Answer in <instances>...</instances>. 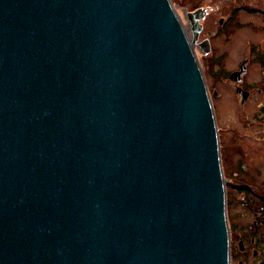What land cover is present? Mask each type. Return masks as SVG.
<instances>
[{"label":"water","instance_id":"obj_1","mask_svg":"<svg viewBox=\"0 0 264 264\" xmlns=\"http://www.w3.org/2000/svg\"><path fill=\"white\" fill-rule=\"evenodd\" d=\"M205 12L0 0V264H231Z\"/></svg>","mask_w":264,"mask_h":264},{"label":"flooded vegetation","instance_id":"obj_2","mask_svg":"<svg viewBox=\"0 0 264 264\" xmlns=\"http://www.w3.org/2000/svg\"><path fill=\"white\" fill-rule=\"evenodd\" d=\"M236 15L237 12H234L227 21L220 20L217 32L213 35L221 40V35L228 31L227 27L232 24ZM262 18L264 19V13ZM205 41L209 43L207 52L200 46ZM197 45L203 54L212 50L209 39ZM224 53L219 56L220 69ZM252 53L253 58L246 57L239 62L236 69L228 73L220 71L218 77L221 78L219 98L221 94L227 95V88L239 100L241 107L251 103L253 98L259 99L250 119L243 116L239 125L219 128L221 162L226 186L232 193L230 194L236 197L234 199L246 202L239 205V208L242 207L241 211H238L237 205L233 209L237 210L233 212L237 213L233 214V264H264V46H253ZM251 66H256V70ZM243 71L241 76L232 78L233 74ZM250 71L252 75L258 71V76L253 75L249 80ZM216 122L218 124L217 117Z\"/></svg>","mask_w":264,"mask_h":264},{"label":"rangeland","instance_id":"obj_3","mask_svg":"<svg viewBox=\"0 0 264 264\" xmlns=\"http://www.w3.org/2000/svg\"><path fill=\"white\" fill-rule=\"evenodd\" d=\"M173 6L185 26L187 35L192 38L191 26L187 21V13L203 9L206 11L205 18L201 21L203 31L199 37L198 44L205 40H211L210 52L203 54L201 49L196 44L194 46L199 64L206 80L207 88L211 96L212 105L214 108L215 117H217L218 132L220 127L239 125L241 117H250L255 106L259 103L258 98H253L251 103L241 107L240 102L232 95L231 90L225 88L227 95H222L219 98L218 93L221 92V74L220 71L230 72L238 67L240 61L246 57L253 58L252 48L259 44L264 46V0H171ZM237 15L227 27V32L221 35V40L214 36L219 27L220 20L227 21L233 13ZM220 40V41H219ZM225 52V53H224ZM224 53L221 61L220 69V54ZM256 70V66H251ZM250 68V69H251ZM258 76V71L253 72V75ZM249 74V80L254 76ZM244 110V111H243ZM249 118V119H250ZM226 186L227 196V214L229 228L231 232V249H232V234H233V210L235 205L238 211L242 210L239 205L246 204L245 201L237 199L230 194ZM237 201V202H236ZM250 220V219H248ZM231 264L233 257L231 251Z\"/></svg>","mask_w":264,"mask_h":264},{"label":"bare ground","instance_id":"obj_4","mask_svg":"<svg viewBox=\"0 0 264 264\" xmlns=\"http://www.w3.org/2000/svg\"><path fill=\"white\" fill-rule=\"evenodd\" d=\"M190 38V37H189ZM190 40H192L191 38H190Z\"/></svg>","mask_w":264,"mask_h":264}]
</instances>
